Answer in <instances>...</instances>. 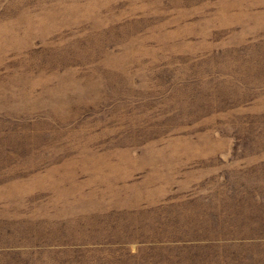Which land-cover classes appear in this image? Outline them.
<instances>
[{
  "label": "rangeland",
  "instance_id": "obj_1",
  "mask_svg": "<svg viewBox=\"0 0 264 264\" xmlns=\"http://www.w3.org/2000/svg\"><path fill=\"white\" fill-rule=\"evenodd\" d=\"M0 264H264V0H0Z\"/></svg>",
  "mask_w": 264,
  "mask_h": 264
}]
</instances>
